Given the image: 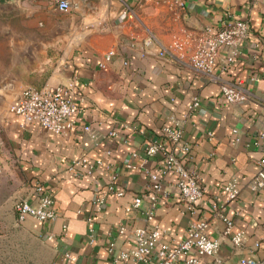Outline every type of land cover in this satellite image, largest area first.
<instances>
[{
    "label": "crops",
    "instance_id": "1",
    "mask_svg": "<svg viewBox=\"0 0 264 264\" xmlns=\"http://www.w3.org/2000/svg\"><path fill=\"white\" fill-rule=\"evenodd\" d=\"M69 1L76 7L63 12L57 0H0V264H145L115 261L135 248L133 230L157 225L158 244L173 246L201 218L220 244L215 256H200L196 264L263 259L264 188L252 190L249 182L264 156V140L256 141L264 126V0H184L183 8L173 6L177 0ZM231 18L247 21L250 34L226 71L227 49L221 50L214 71L242 80L247 99L240 103L225 101L219 85L174 50L158 55L175 40ZM107 53V66L100 68ZM69 83L79 108L71 132L54 134L37 123L22 127L9 110L26 87ZM194 98L199 104L189 110ZM174 124L190 144L187 166L199 174L203 202L187 209L177 175L168 171L160 174L157 205L147 221L148 173L157 172L163 154L147 156L145 145ZM86 125L97 139L83 130ZM111 131L115 135L108 136ZM78 158L103 165L88 174L78 164L74 174L69 164ZM113 176L123 194H108L97 212L94 199ZM232 177L240 193L227 204L232 227L225 234V222L209 206L224 200L222 185ZM38 184L52 192L56 218L17 222L14 201L36 203ZM135 196L140 207L127 210ZM118 224L125 226L123 234L116 233ZM237 232L244 235L239 246L232 242ZM148 258L156 260L154 253Z\"/></svg>",
    "mask_w": 264,
    "mask_h": 264
},
{
    "label": "built area",
    "instance_id": "2",
    "mask_svg": "<svg viewBox=\"0 0 264 264\" xmlns=\"http://www.w3.org/2000/svg\"><path fill=\"white\" fill-rule=\"evenodd\" d=\"M153 1L159 2L160 0ZM56 6L59 11L66 12L76 7V4L69 0H57ZM173 6L183 8L184 0L175 1ZM249 34L247 21L226 19L218 28L208 26L196 34L188 35L185 40H175L170 48L160 50L158 55L164 57L170 49L174 50L178 58H186L194 70L205 74L210 81L217 83L225 101L240 103L247 99V94L242 87V80L230 81L220 74H216L214 69L223 48H226L227 52L223 57L222 71H226L229 66L234 64L240 47L247 40ZM110 56L111 53L104 56L103 61L99 63L100 68L107 66ZM74 97L73 83L40 88L29 86L21 91L18 99L11 103L9 110L21 117L20 126L22 127L30 123H37L54 134H64L73 131L76 125L75 118L79 113V108L74 102ZM198 104V99L194 98L188 109L192 110ZM83 130L91 132L90 126L87 125L83 126ZM142 132L145 133L144 130ZM113 135H115L114 131L108 133V136ZM91 137L98 138L92 132ZM257 138V142L264 140V126L258 130ZM158 152L163 154L162 163L157 172L148 173L150 183L146 187V195L149 205L144 212L147 221L153 218L157 205V195L161 189L160 174L172 171L177 175L176 185L180 198L189 210L194 211L195 206L203 202L205 192L199 181L198 172L187 166L191 148L190 144L183 139V130L179 124L164 126L161 136H152L149 139L145 145L146 155L153 156ZM109 153L110 151L107 150L106 154ZM78 164L87 166L86 173L89 174L95 166L103 165V162L100 159L93 162L86 158L73 159L69 164V170L76 174L74 167ZM258 166L256 175L249 182L252 190L264 188V156L258 160ZM35 191L38 193L36 203L22 198L14 201L13 210L17 222H22L28 217L38 222H49L56 218L57 212L54 208L52 192L40 184L35 186ZM222 193L224 200L218 205L210 204L209 209L225 222L224 233L227 234L232 227V221L226 216L225 210L227 204L237 200L239 196V180L236 177L228 179L222 185ZM108 194L116 196L123 194V190L117 187L115 176L106 184L105 191L95 197L94 203L97 212L102 211ZM140 205V196H135L127 210L138 209ZM87 221H93L92 217H87ZM207 227L206 219L195 220L187 227L184 238L173 246L165 243L158 244L161 232L157 225L135 229L131 236L135 248L130 252H122L115 257V261L134 258L144 261L145 264H196L198 257L215 256L219 249V241L209 236ZM115 230L117 234H123L125 226L118 224ZM48 238L52 237L48 236ZM243 238V232H237L232 235V242L235 246H239L242 244ZM257 245L258 243H255V246ZM113 246L114 243L110 242L109 249L111 250ZM152 253L156 256L154 261L148 258V255ZM241 264H264V258L261 260L244 258Z\"/></svg>",
    "mask_w": 264,
    "mask_h": 264
},
{
    "label": "rangeland",
    "instance_id": "3",
    "mask_svg": "<svg viewBox=\"0 0 264 264\" xmlns=\"http://www.w3.org/2000/svg\"><path fill=\"white\" fill-rule=\"evenodd\" d=\"M1 56H4V49L3 48H0V57Z\"/></svg>",
    "mask_w": 264,
    "mask_h": 264
}]
</instances>
